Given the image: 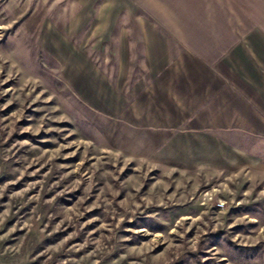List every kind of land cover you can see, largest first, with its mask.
Here are the masks:
<instances>
[{"label":"rangeland","instance_id":"obj_1","mask_svg":"<svg viewBox=\"0 0 264 264\" xmlns=\"http://www.w3.org/2000/svg\"><path fill=\"white\" fill-rule=\"evenodd\" d=\"M151 5L0 0V264H264V124L163 120Z\"/></svg>","mask_w":264,"mask_h":264},{"label":"crops","instance_id":"obj_2","mask_svg":"<svg viewBox=\"0 0 264 264\" xmlns=\"http://www.w3.org/2000/svg\"><path fill=\"white\" fill-rule=\"evenodd\" d=\"M151 2L150 21L137 13L143 58L136 78L158 100L163 120L222 131L264 124V0Z\"/></svg>","mask_w":264,"mask_h":264}]
</instances>
